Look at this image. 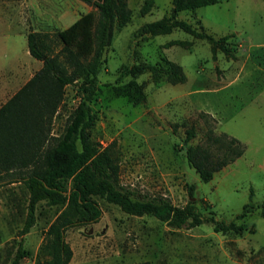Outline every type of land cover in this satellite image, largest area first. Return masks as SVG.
<instances>
[{
    "label": "rangeland",
    "instance_id": "374dc122",
    "mask_svg": "<svg viewBox=\"0 0 264 264\" xmlns=\"http://www.w3.org/2000/svg\"><path fill=\"white\" fill-rule=\"evenodd\" d=\"M31 4L29 26L19 15L0 14V107L33 74L29 70L36 60L27 54L28 31L52 39L93 10L80 0H31ZM127 5L130 20L114 28L91 104L96 115L92 141L108 149L118 168V183L135 200L163 196L179 208L192 200L203 217L244 225L246 231L216 232L213 223L173 229L153 216L128 215L96 198L102 209L99 221L65 233L73 252L69 264H264V0H218L177 17L216 39L234 35L227 44L236 59L220 50L214 59L207 41L181 30L156 37L144 33L145 25L170 15L172 0H127ZM19 30L23 34L16 37ZM54 39L48 40L50 56L62 48ZM168 62L183 68L186 83L171 85L165 77L142 74L133 79L140 92L130 91L139 98L138 104L117 89L127 87L131 78L111 85L123 67L145 63L163 68ZM79 101L67 87L52 121L53 136L63 131ZM190 127L197 136L186 143ZM209 130L238 139L245 153L205 183L189 165L186 152L191 146H205ZM28 200L22 183L6 182L0 188V264H11L15 257ZM249 202L255 211L238 220ZM64 209L45 201L38 204L36 225L23 237L26 257L19 264H42L45 233Z\"/></svg>",
    "mask_w": 264,
    "mask_h": 264
},
{
    "label": "trees",
    "instance_id": "16d2710c",
    "mask_svg": "<svg viewBox=\"0 0 264 264\" xmlns=\"http://www.w3.org/2000/svg\"><path fill=\"white\" fill-rule=\"evenodd\" d=\"M92 7L74 24L60 32L49 34L30 31L27 47L32 58L42 62V67L3 106L0 107V188L4 183H22L28 191L27 217L19 233L18 250L11 264H19L26 257L23 237L36 225V210L40 202L49 206L65 207L45 233L41 248L42 264H69L72 249L65 241L68 229L96 223L102 209L96 198L120 208L136 217L150 215L173 229H193L205 223H213L216 232H234L242 235L246 228L234 222L225 224L214 218H205L192 200L179 208L170 199L159 196L135 200L134 194L118 183V168L107 148L92 141L90 130L96 122L92 109L99 91V76L105 63V52L110 46L116 25L124 26L130 20L127 0H80ZM218 0H172L169 16L143 27L144 33L156 37L181 30L197 40L212 46L213 58L220 50L227 58L236 59L235 51L227 44L234 35L220 39L199 30L192 24L179 20L181 12L215 5ZM62 45L55 56H50L48 40ZM150 73L154 78H166L171 85L184 84L187 77L183 68L173 62L166 67L138 63L123 67L113 87L131 78L130 84L117 88L131 95L134 104L139 98L131 89L140 92L134 80ZM71 87L80 98L77 107L69 115L63 131L52 135V121L65 98V89ZM185 142L196 138L194 127L185 131ZM245 153V146L226 134L215 135L209 130L206 145L191 146L186 158L202 182H210L215 174L233 164ZM70 185V186H69ZM195 186H190L193 197ZM253 193L251 192V197ZM249 202L238 220L255 211ZM264 218V201L261 205ZM137 264H150L141 262Z\"/></svg>",
    "mask_w": 264,
    "mask_h": 264
},
{
    "label": "crops",
    "instance_id": "0c3cea01",
    "mask_svg": "<svg viewBox=\"0 0 264 264\" xmlns=\"http://www.w3.org/2000/svg\"><path fill=\"white\" fill-rule=\"evenodd\" d=\"M37 4L40 5V2L37 1L36 5ZM31 5L33 6V4H31V0H0V10H1L0 14L1 15L7 14L9 16L13 14L19 15L21 18V23L22 24L25 23V25L27 24L29 26L30 16H31V10H30ZM29 32L30 31H28V33ZM15 33H16L15 35L16 37L22 36L23 34V32L20 30ZM27 34H26V40H27ZM27 54L30 55L28 51V47H27ZM34 64H35L34 67H31L29 70L31 73L33 72L31 78L42 67V62L40 61L36 60Z\"/></svg>",
    "mask_w": 264,
    "mask_h": 264
}]
</instances>
